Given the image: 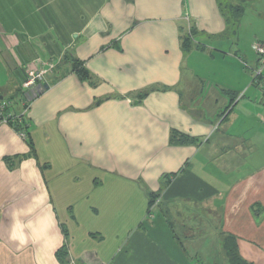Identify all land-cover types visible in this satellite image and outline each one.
Instances as JSON below:
<instances>
[{
  "label": "crops",
  "instance_id": "obj_1",
  "mask_svg": "<svg viewBox=\"0 0 264 264\" xmlns=\"http://www.w3.org/2000/svg\"><path fill=\"white\" fill-rule=\"evenodd\" d=\"M220 3L0 0V97L29 101L32 144L0 125V264H232L229 237L264 264V91L229 78L261 60L227 49Z\"/></svg>",
  "mask_w": 264,
  "mask_h": 264
},
{
  "label": "trees",
  "instance_id": "obj_2",
  "mask_svg": "<svg viewBox=\"0 0 264 264\" xmlns=\"http://www.w3.org/2000/svg\"><path fill=\"white\" fill-rule=\"evenodd\" d=\"M220 7L225 16V20L227 24V30L225 32V35L226 36L228 35L236 36L240 23H241L242 15L245 12V7L242 5H234V4L232 5L229 4L225 6L223 3H220ZM183 31H184L183 35L181 36V45L185 53H188L194 49H203V45L200 42L196 41L195 36L197 34V31L193 27H190L188 29H183ZM74 72L79 76V78L82 81H86L90 77V72L88 71V69L85 68L83 63L78 60H75ZM146 95L147 93H140L138 95V99L142 100L146 97ZM13 99H3L2 97H0V100L10 101L12 103L11 107H13V103H14ZM27 122L28 121L26 120V116H25L21 123L16 121V122H10L8 125L13 127V129L18 133L26 132L27 134L26 142L29 145V147H31L32 144L30 141V134L28 133V123ZM171 142L185 143L187 142V138L184 135L173 133L171 137ZM159 197L160 196L158 194H152L150 196V201H149L150 209L153 208L157 204V200ZM226 251L229 257V261L232 264H247L245 261L239 258L237 250H236V244L234 243V240L230 237L227 238V241H226ZM57 255L61 262H63L64 264H70L68 247L66 245H64L59 250Z\"/></svg>",
  "mask_w": 264,
  "mask_h": 264
},
{
  "label": "rangeland",
  "instance_id": "obj_3",
  "mask_svg": "<svg viewBox=\"0 0 264 264\" xmlns=\"http://www.w3.org/2000/svg\"><path fill=\"white\" fill-rule=\"evenodd\" d=\"M220 2L223 3L225 6L229 4L232 5L234 3V5L241 4L245 7L246 12L241 19V25L238 30V35L235 36V40H234L235 45H231L230 43H228L227 49L232 50V51H234L235 49L239 50L241 54H244L248 57L247 59L248 61H252L251 63L248 62L247 66H250V67H253V65L255 66L256 64L254 63H259L258 61L259 55L256 52L255 46L257 44H263V41H264V0H256L253 5L249 2H244L243 0H220ZM260 66L261 64L257 67H260ZM254 70L253 71L251 70L252 71L251 73H254L255 72ZM220 71L218 68H216V69H213V71H210V74L208 73L206 75L210 76L212 81H214ZM238 72H242L241 75L243 78H245L246 77L245 75H247L246 73L243 72L242 67L240 68ZM229 78L231 79V84L233 86L241 87L242 90L240 92L246 93L250 88L248 92L249 94L254 89V86L251 85L252 78H254L252 76H251V80H249V78L246 79L247 80L246 84L249 82L248 83L249 87H247V89L245 90H243L244 88L243 85H239V83L242 82V79L241 77H237L236 73L235 75L232 74V76H229Z\"/></svg>",
  "mask_w": 264,
  "mask_h": 264
},
{
  "label": "built area",
  "instance_id": "obj_4",
  "mask_svg": "<svg viewBox=\"0 0 264 264\" xmlns=\"http://www.w3.org/2000/svg\"><path fill=\"white\" fill-rule=\"evenodd\" d=\"M255 48L261 60V66L257 67L254 70L255 72L253 76L254 77L253 82L257 83L258 86L264 91V43L257 44ZM45 79H46L45 72L43 70H31L28 73V79L24 83V87L30 92L32 97L37 96L41 94L45 89V85H46ZM27 103L28 104L25 105L23 113L16 115L12 111V107H11L12 103L10 101L0 100V125H8L10 122H16V121L21 123L29 110L30 103L29 101ZM19 135L21 136L22 139L26 141L27 139L26 132H19Z\"/></svg>",
  "mask_w": 264,
  "mask_h": 264
}]
</instances>
